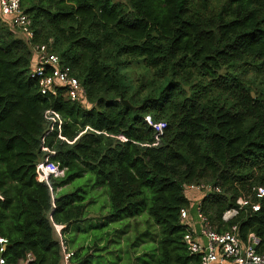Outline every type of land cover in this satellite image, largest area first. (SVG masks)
Listing matches in <instances>:
<instances>
[{
	"label": "trees",
	"instance_id": "1",
	"mask_svg": "<svg viewBox=\"0 0 264 264\" xmlns=\"http://www.w3.org/2000/svg\"><path fill=\"white\" fill-rule=\"evenodd\" d=\"M21 10L33 43L86 97L42 95L30 46L0 20L7 264H63L64 248L71 264H200L181 212L186 187L202 184L220 189L202 199L211 227L236 226L264 252V0H22ZM242 197L260 211L225 222Z\"/></svg>",
	"mask_w": 264,
	"mask_h": 264
},
{
	"label": "built area",
	"instance_id": "2",
	"mask_svg": "<svg viewBox=\"0 0 264 264\" xmlns=\"http://www.w3.org/2000/svg\"><path fill=\"white\" fill-rule=\"evenodd\" d=\"M21 2L22 0H0V20L10 27L13 34L30 46L33 56L31 79L39 81L44 96L55 95L58 89H62L64 96L71 101L84 102L86 91L80 80L74 76L72 69L65 65L57 54L51 52L48 46L33 43L32 21L21 10ZM213 192H220V189L205 184L186 187L187 195L200 194L202 199ZM255 195L258 200H262L264 188H257ZM202 199L194 206L196 220L190 217V209L181 212L182 224L188 228L184 241L190 253L201 258L200 264H264V252H258L256 249L260 240L251 235L247 242L242 241L236 226L225 233H218L203 213ZM190 201L193 204L195 200ZM236 204V208L224 214L225 222L236 218L242 209L251 208L258 212L261 208L260 203L254 202L251 197L239 198ZM194 221L200 226L199 232ZM5 247L6 241L0 239V264H7L2 255ZM63 256V264H71L73 253L64 248Z\"/></svg>",
	"mask_w": 264,
	"mask_h": 264
},
{
	"label": "rangeland",
	"instance_id": "3",
	"mask_svg": "<svg viewBox=\"0 0 264 264\" xmlns=\"http://www.w3.org/2000/svg\"><path fill=\"white\" fill-rule=\"evenodd\" d=\"M116 1H118V2H125V0H116ZM14 37L15 38H17V39H20L19 37H17L15 34H14ZM21 40V39H20ZM140 70L139 69H136L135 70V73H132V74H128V77H129V79H131L132 80V82H133V84L135 85V86H137L138 85V83H136V80H137V77H138V74H136L137 72H139ZM136 83V84H135ZM55 231H56V235H58V237H60V233H61V228L60 227H55ZM121 243H122V249H121V251H120V255H123V254H125L126 252H125V250H126V240H124V238H122L121 239ZM113 246V245H112ZM111 247V246H110ZM119 256V255H118ZM119 259V258H118ZM121 264V262H116V264ZM19 264H27L26 262H21V263H19Z\"/></svg>",
	"mask_w": 264,
	"mask_h": 264
},
{
	"label": "crops",
	"instance_id": "4",
	"mask_svg": "<svg viewBox=\"0 0 264 264\" xmlns=\"http://www.w3.org/2000/svg\"><path fill=\"white\" fill-rule=\"evenodd\" d=\"M187 197H188L189 199H191V200H195V201H193V204H191L190 217H191L192 219L196 220L195 213H194V210H195V209H194V206L197 205L196 202H198V201H200V200L202 199V195H200V194H190V195H188ZM194 203H196V204H194ZM194 222H195L196 230L199 232V230H200V226H199L198 223H196V221H194Z\"/></svg>",
	"mask_w": 264,
	"mask_h": 264
},
{
	"label": "water",
	"instance_id": "5",
	"mask_svg": "<svg viewBox=\"0 0 264 264\" xmlns=\"http://www.w3.org/2000/svg\"><path fill=\"white\" fill-rule=\"evenodd\" d=\"M122 103H124L125 105L129 106V103L124 101V100H122Z\"/></svg>",
	"mask_w": 264,
	"mask_h": 264
}]
</instances>
